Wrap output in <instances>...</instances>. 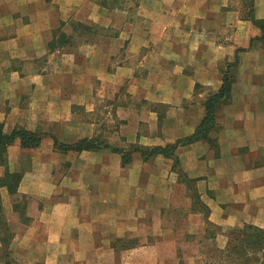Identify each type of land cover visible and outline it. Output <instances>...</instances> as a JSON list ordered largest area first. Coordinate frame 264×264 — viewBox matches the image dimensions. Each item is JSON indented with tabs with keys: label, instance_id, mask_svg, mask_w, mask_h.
I'll return each instance as SVG.
<instances>
[{
	"label": "crops",
	"instance_id": "0c3cea01",
	"mask_svg": "<svg viewBox=\"0 0 264 264\" xmlns=\"http://www.w3.org/2000/svg\"><path fill=\"white\" fill-rule=\"evenodd\" d=\"M242 5L0 0V123L8 134L42 135L36 148L16 139L0 164V180L21 174L14 193L0 183L14 264H180V238L224 249L230 230L264 226V42ZM254 14L264 20V0H254ZM71 20L115 34L74 51L52 47ZM236 54L231 95L210 133L215 147L198 140L148 159L134 151L122 164L115 147L192 134L222 85L220 65ZM93 137L109 147L55 146Z\"/></svg>",
	"mask_w": 264,
	"mask_h": 264
},
{
	"label": "trees",
	"instance_id": "16d2710c",
	"mask_svg": "<svg viewBox=\"0 0 264 264\" xmlns=\"http://www.w3.org/2000/svg\"><path fill=\"white\" fill-rule=\"evenodd\" d=\"M249 10L245 13L244 19L250 20L254 25L260 28L262 31L261 36L258 37L260 41L264 42V20L257 19L254 14V0H248ZM238 55L236 54L234 62L227 63L225 66L220 65V69L223 74L222 85L218 91L212 93L204 102L205 114L200 124L197 126L195 131L182 138L178 139L172 144H167L164 146H133L130 150H124L120 148H113L116 151L122 153V164L125 165L131 161L132 153L134 151H139L144 159H148L155 155H163L166 157L174 156L175 150L179 146L189 145L198 140H208L212 146H216L215 140L210 136V133L215 130L217 126V116L220 107L228 101L231 95V85L233 79L230 73L231 67L238 63ZM16 139H19L23 148H36L40 145L42 140V135L29 131L22 127H16L12 132L5 133L3 130V124L0 123V164L5 162V154L8 146L14 143ZM55 146L62 151L67 150H93L99 149L101 147H109L107 144L100 140V138H83L72 144L60 143L55 140ZM174 168L180 174L182 180L187 182L190 187L195 185V180L186 179L183 176L179 168L178 160L175 161ZM20 173H5L1 178L0 183L8 188L11 193L17 191L18 184L20 182ZM198 195L196 200H198ZM12 235L10 233V228L5 220L3 214L2 203L0 200V241L2 247L4 248L1 257L5 256L4 264H13L12 260L9 258V244ZM220 252V254L230 261L231 264H249L253 261V264H264V226L259 227L251 224H246L240 228H235L228 232V241L226 247L223 250H215ZM4 254V255H3ZM249 259V257H251Z\"/></svg>",
	"mask_w": 264,
	"mask_h": 264
},
{
	"label": "rangeland",
	"instance_id": "374dc122",
	"mask_svg": "<svg viewBox=\"0 0 264 264\" xmlns=\"http://www.w3.org/2000/svg\"><path fill=\"white\" fill-rule=\"evenodd\" d=\"M249 1L243 0V15L245 16V13L248 12ZM74 20L66 22V26H61L57 28V30L54 32V38L52 40V47H63L65 51H74L75 44L78 42L84 41V39H87L88 41L91 39L97 38L100 42H105L108 36H112L115 34V32H106L104 27L99 26L97 27V30L94 26L90 28L85 27L84 25H79L78 23H74ZM87 29H90V31H87ZM225 63V62H224ZM222 64V66L224 65ZM181 241L180 249L178 251V256H180V264H188L187 261L189 257L192 255L197 256V264H231L228 259H225L219 251L216 253L214 252L218 248L214 247V245H211L210 243L203 244L199 240L200 238H180ZM228 239V238H227ZM228 241V240H227ZM10 245V244H9ZM4 248H0V264H4L5 256L2 258L1 255L3 253ZM9 250V248H8ZM223 250V249H219ZM4 255V254H3ZM12 257V255H11ZM249 257V259H251ZM186 259V261H185ZM13 261V260H12ZM14 264V263H13ZM249 264H253V261L251 260Z\"/></svg>",
	"mask_w": 264,
	"mask_h": 264
}]
</instances>
